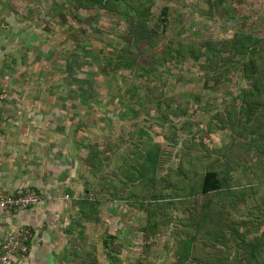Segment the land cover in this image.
Masks as SVG:
<instances>
[{
	"label": "rangeland",
	"instance_id": "1",
	"mask_svg": "<svg viewBox=\"0 0 264 264\" xmlns=\"http://www.w3.org/2000/svg\"><path fill=\"white\" fill-rule=\"evenodd\" d=\"M223 1L146 0L164 36L138 46L122 8L0 0V113L78 158L49 196L70 215L61 264H264V102L225 43L264 38V0ZM209 169L224 182L201 195Z\"/></svg>",
	"mask_w": 264,
	"mask_h": 264
},
{
	"label": "crops",
	"instance_id": "2",
	"mask_svg": "<svg viewBox=\"0 0 264 264\" xmlns=\"http://www.w3.org/2000/svg\"><path fill=\"white\" fill-rule=\"evenodd\" d=\"M42 119L25 113H0V196L28 188L45 195L42 202L26 209L0 208V244L9 231L24 226L32 231L28 251L15 254L13 264H61L67 245L63 227L69 225L70 215L52 206L49 196H61L63 184L70 181L67 175L72 169L77 172L78 158L64 150L60 129L56 131L54 125L44 129ZM64 198L71 197L65 194ZM57 203L63 205L62 200Z\"/></svg>",
	"mask_w": 264,
	"mask_h": 264
},
{
	"label": "trees",
	"instance_id": "3",
	"mask_svg": "<svg viewBox=\"0 0 264 264\" xmlns=\"http://www.w3.org/2000/svg\"><path fill=\"white\" fill-rule=\"evenodd\" d=\"M77 4L82 8H93V7H102L110 8L117 7L122 8L123 12L127 14V19L129 21V32L130 36L133 38L136 45L140 46L143 43L155 44L160 40L164 34V28L162 31H159L157 28H153L148 24V8L146 0H75ZM223 0H217V3L222 6ZM219 7V6H217ZM223 10L227 12L226 6H222ZM221 8V9H222ZM220 9V7H219ZM163 14H166V9H163ZM166 18V17H164ZM166 21V19H163ZM208 42H205L207 44ZM226 46L230 50L240 54L242 60V75L243 77L248 78L253 82V87L256 89L259 96H262L261 101L264 102V38L256 37L246 33H237L231 39L225 41ZM197 45V44H196ZM203 44H199V49ZM144 49V46H141L137 52H140ZM169 50V52L174 50L172 44L169 43V46L164 49ZM201 50V49H200ZM214 55L220 56L218 48H214ZM163 52V53H164ZM166 53V52H165ZM194 59L198 60L200 55L198 53H192ZM211 57L213 55H210ZM216 60L214 59V62ZM127 66H131L130 63ZM148 69H151L149 66ZM252 96H254L252 94ZM247 95L245 98L247 99ZM88 161V158H87ZM252 166L257 169L259 166L264 167V164L255 162ZM160 186L163 187L165 183L164 178H159ZM224 180L219 175V172L215 169H209L203 175L202 183L199 189V194H207L213 191L220 190L222 188ZM88 190V189H87ZM246 242L243 241V244ZM253 250L254 254H260V250L256 244L249 243V248ZM257 256V255H256ZM258 257V256H257ZM210 264V263H209Z\"/></svg>",
	"mask_w": 264,
	"mask_h": 264
},
{
	"label": "built area",
	"instance_id": "4",
	"mask_svg": "<svg viewBox=\"0 0 264 264\" xmlns=\"http://www.w3.org/2000/svg\"><path fill=\"white\" fill-rule=\"evenodd\" d=\"M42 194L33 189H26L19 194L0 196V208L2 209H26L38 204ZM32 231L24 226L16 231L7 232L0 244V264H13V256L28 251Z\"/></svg>",
	"mask_w": 264,
	"mask_h": 264
},
{
	"label": "water",
	"instance_id": "5",
	"mask_svg": "<svg viewBox=\"0 0 264 264\" xmlns=\"http://www.w3.org/2000/svg\"><path fill=\"white\" fill-rule=\"evenodd\" d=\"M63 88H64V89L66 88L65 85L63 86Z\"/></svg>",
	"mask_w": 264,
	"mask_h": 264
}]
</instances>
